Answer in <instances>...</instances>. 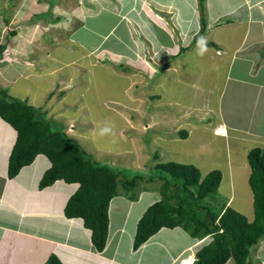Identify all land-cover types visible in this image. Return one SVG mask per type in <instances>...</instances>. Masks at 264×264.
<instances>
[{"label": "crops", "instance_id": "obj_1", "mask_svg": "<svg viewBox=\"0 0 264 264\" xmlns=\"http://www.w3.org/2000/svg\"><path fill=\"white\" fill-rule=\"evenodd\" d=\"M45 1L49 4L48 9L44 5H34V9H44L42 14L58 12L57 8L61 17V14L65 15L66 21L57 24L43 22L44 31L45 28L48 30L38 36L34 34V43H40L48 32L56 33L57 43L74 45H66L67 50L78 51L79 48L86 52L85 40L76 39L73 34L87 31V12L104 11L110 27L101 33L99 43L87 52L94 56L90 63L99 62L100 57L110 61L111 66L130 68V75L128 72L124 74L133 75L132 85L137 83L134 75L143 78L146 85L147 77L155 74H160L161 80L176 79L175 83L180 82L185 88L195 87V94L197 88L201 89V83L205 84L206 92L202 98L206 103L193 108L199 118L184 116L186 119L174 130L158 134L159 140L168 136L172 143L188 142L193 135L191 130L189 134L183 127L190 125L187 120L194 119L196 125L191 128L201 125L204 131L218 135L227 147L230 143L231 151L235 153L231 155V161L227 158L230 177L236 173L241 176L251 148L264 147V0H204L205 10L198 7L200 0H64L65 4L61 1V6L53 0ZM69 1H73L71 6ZM188 10L193 17L196 15L197 28L192 27L194 21L188 16ZM90 17L100 23L97 30L91 31L92 35L97 34L103 21L97 18V14ZM38 19L34 27L40 24ZM53 20L58 21L59 17ZM75 20L79 21L73 24ZM110 36H115V44L104 46L103 42ZM42 46L38 44L37 47L42 50ZM24 52L26 55L31 53L26 49ZM47 53L50 56L49 49ZM79 62L78 69L83 68L81 65L85 69L84 60L80 58ZM15 65L16 68H25L22 61ZM17 72L21 71L17 69ZM177 72V76L170 74ZM70 80L71 77L61 78L60 90L69 88ZM0 86L9 89L7 84L0 83ZM199 96L198 92L196 97ZM33 97H36L35 93L33 95L30 91L23 94L28 102ZM209 105L218 107V121L208 115L212 108L206 111L207 114H199L204 111V106ZM189 108H186V114ZM154 120L150 116L149 120H144L147 121L144 126L147 129L154 127L153 123L159 121ZM69 130L66 129L69 136L75 132L71 127ZM182 131H187L185 137L180 135ZM16 139V130L0 117V264H45L51 254H56L63 264H193L197 252L212 240L211 236L195 238L181 226L164 227L135 249L134 239L140 218L162 197L160 190L151 191L147 187L140 190L137 183L133 188L141 192L135 196L132 188L126 190L119 186L118 192L122 189L124 194L118 193L110 202L108 240L104 250L98 251L83 220L65 215L66 204L79 188V183L57 180L42 188L41 178L52 165L43 154L22 167L17 175H9V158ZM199 145L205 149L208 147L201 142L198 146L196 144L198 151ZM162 151L166 153L168 150ZM154 158L158 159L157 152ZM250 174L249 163L244 174L246 179L249 180ZM235 184H238L237 179ZM232 193L223 201L233 208L237 203L242 212L241 204L236 202V195ZM256 245L250 251L248 264H264V253ZM231 259L236 264L233 258L229 261ZM229 261L226 264H231Z\"/></svg>", "mask_w": 264, "mask_h": 264}, {"label": "rangeland", "instance_id": "obj_2", "mask_svg": "<svg viewBox=\"0 0 264 264\" xmlns=\"http://www.w3.org/2000/svg\"><path fill=\"white\" fill-rule=\"evenodd\" d=\"M53 1H56V5L59 6L62 4L61 1L65 4L64 0ZM72 4L73 1H69L68 5ZM34 5H44L47 7L46 9L49 8V4L45 0H0V45H7L3 54L0 55V83L9 86L8 93L11 97L25 99L23 98L25 91H30L33 95L35 93L36 97L31 98L29 102L32 101L34 103L32 105L38 108L40 118L45 117L51 120L54 130L66 132V129L69 130L70 127L75 129V132L70 133V136L84 147L95 160L113 166L119 172L120 186L125 177L133 179L134 176L139 175L143 176L136 180V184L140 185V190L145 187L151 191L160 190L163 181L159 178L161 170L156 168V165L172 160L196 165L203 177L204 174L219 169L224 177L217 195L215 194V200L210 201V197H207L202 203L210 204L214 210L219 211L225 196L234 192L237 198L236 202L241 204L243 214L249 219L254 218V194L249 180L244 175L249 160L247 159L245 166L243 164L241 174L243 177L238 176L237 173H233L234 177H230L231 171L228 169L227 158L229 157L231 161V155H235L231 151L230 143L227 147L218 135L212 131H204L201 125L191 128L192 125H196L194 119L187 120L190 125L186 124L183 127L189 134L191 130L193 135L188 142L175 141L172 143L168 140L170 138L168 136H162L159 140L158 134L164 135L169 130H174L179 122L186 119L184 116L199 118L193 108H198L206 103L204 102L205 98H202L206 92L204 83H201V89L197 88V93L199 92L201 96L196 97L195 87L194 89L190 86L185 88L180 82L176 81L175 83L176 79L161 80L163 77L160 74H155L147 77V84L144 85L143 78L134 75L137 83L132 85L130 81L133 75L124 74L131 73L130 68L123 65L111 66L110 61L100 59V57H98L99 62L90 63L94 56L87 52H90L91 46L99 43L101 33L107 32L110 27L108 18H106L107 14H104V11L94 12L95 10H91L89 13L87 12L85 24L87 31L73 34L76 39L81 37L85 40L88 49L86 52L79 48L78 51L67 50L66 45L69 47L74 45L57 43L56 33L48 32L44 34L46 36L42 35L44 37L40 43H38L39 41L34 43V34L38 36L48 30L45 28L44 31L43 22L57 24V22L66 21L65 15L61 14V17L57 8L58 12L47 13L46 11L40 14L44 9L40 10L39 7L34 9ZM198 7L200 10H205L201 5ZM37 14H40L39 19ZM96 14L97 18H101L103 22H101L102 26L98 33L92 35L91 31L97 30L100 25L97 19L90 17ZM188 16L194 21L192 27L197 28L195 25L197 24L195 22L196 15L193 17L188 10ZM58 17V21L53 20ZM37 19L40 24L34 27ZM78 21L75 20L72 23L76 24ZM115 40V36H110L107 41L103 42L104 46L114 45ZM38 44L44 45L42 50L38 49ZM74 44L76 45V43ZM118 46L116 47L121 48ZM46 47L50 50V56L47 55L49 53H47ZM24 49L29 50L33 55H30L31 53L26 55ZM81 52H83V57ZM80 58L81 61L84 60L85 69L84 65H81L82 69H78ZM17 61H22L25 68L21 66L16 68ZM17 69L21 72H17ZM170 74L177 76L179 72ZM69 77L72 78L69 82L70 87L60 90L59 80L61 78L69 79ZM13 80L16 81L12 83ZM189 106V113L186 114V108ZM204 108V111L199 114H204L212 108L208 115L212 117L213 121H218L216 118L218 107L209 105ZM150 116L159 121L154 120V127L147 129L144 126L147 121L144 120H149ZM201 142L207 144L208 147L204 146L207 147L205 149L199 145L200 150L198 151L196 144L198 146ZM162 149L168 151L163 153ZM156 152L158 153L157 160L154 158ZM150 177H154V179L149 181ZM236 179L238 184H235ZM131 190L134 191V193L132 192L134 196L141 192L134 188ZM122 191L120 189L118 193L124 194ZM236 204L234 209L241 212L240 206ZM263 243L264 241L259 242L256 248L261 249L264 253ZM254 247L251 248V251ZM229 263L233 264L234 261H229Z\"/></svg>", "mask_w": 264, "mask_h": 264}, {"label": "trees", "instance_id": "obj_3", "mask_svg": "<svg viewBox=\"0 0 264 264\" xmlns=\"http://www.w3.org/2000/svg\"><path fill=\"white\" fill-rule=\"evenodd\" d=\"M203 3L204 0H200L202 8ZM6 48V44L0 45V55ZM0 117L17 132L9 158V175H17L40 154L48 157L52 165L42 176L40 186L47 187L57 180L79 183V188L66 204L65 215L81 218L91 231L96 249L104 250L109 234V206L120 186L119 172L113 166L95 160L65 131L54 130L51 120L40 118L37 107L25 99L11 97L2 86ZM186 134L187 131L180 132L182 137ZM248 160L251 166L249 183L254 194L253 220L227 206L225 201L219 211L202 203L207 197L210 201L215 200L222 181L221 170H212L203 177L194 164L158 163L156 168L161 170L159 178L163 181L160 187L162 197L140 218L134 248H139L164 227L181 226L195 238L212 237L197 252L193 264H226L230 258L236 264H248L251 248L264 239V147L252 148ZM142 177H125L121 186L130 190ZM153 179L150 177L149 181ZM45 264L63 262L56 254H51Z\"/></svg>", "mask_w": 264, "mask_h": 264}, {"label": "bare ground", "instance_id": "obj_4", "mask_svg": "<svg viewBox=\"0 0 264 264\" xmlns=\"http://www.w3.org/2000/svg\"><path fill=\"white\" fill-rule=\"evenodd\" d=\"M71 18V17H70ZM60 57V56H59ZM64 62V61H63Z\"/></svg>", "mask_w": 264, "mask_h": 264}]
</instances>
